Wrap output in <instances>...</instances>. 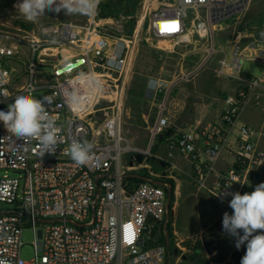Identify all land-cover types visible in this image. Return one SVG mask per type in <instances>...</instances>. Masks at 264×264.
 Here are the masks:
<instances>
[{
  "label": "built area",
  "instance_id": "1",
  "mask_svg": "<svg viewBox=\"0 0 264 264\" xmlns=\"http://www.w3.org/2000/svg\"><path fill=\"white\" fill-rule=\"evenodd\" d=\"M249 1L175 0L152 12L149 23L158 39L170 40L174 46H197V59L185 73L170 80L152 77L147 82L155 108L148 129L150 146L167 138L169 153L191 160L196 188L229 209L231 195L220 194H241L246 181L264 173V152L256 148V131L239 121L244 94L223 110L218 121L169 138L164 136L169 126L166 111L176 86L188 82L212 61L216 77L240 79L245 62L264 66V40L236 36L227 46H219L215 40V27L228 13L245 11ZM20 2L12 1V11L20 14L14 7ZM93 4L85 22L69 20L39 27L28 41L29 55L18 87L14 86L15 70L5 62L16 56L20 44L8 35L0 36V110L6 111L5 106L31 86L33 96L42 92L36 98L46 102L59 139L55 152L41 156L36 139H17L0 122V170L18 175L0 177V203L12 206L0 211V264H168L169 244L155 243L153 238L156 233L168 236L170 186L158 181L147 166L149 150L132 148L120 130L125 85L119 79L128 67L131 41L113 37L114 19L99 17L97 0ZM127 19L130 17L120 18ZM101 39L104 42L98 43ZM50 50L59 54L60 63L81 56L84 60L62 74H57L55 65L54 80L47 83L39 78L43 73L39 66L46 57H53V52H47ZM246 83L249 89L264 86V75ZM103 101L110 105L96 108ZM101 110L104 117L96 122ZM73 141L93 144L85 165H77L66 153ZM224 150L233 154L235 166L215 172ZM126 153L133 166L121 165ZM136 153L143 155L140 164L133 158ZM137 167L147 169L146 177L155 183H129V169ZM24 226L33 237L30 260L19 256ZM176 261L179 264V257Z\"/></svg>",
  "mask_w": 264,
  "mask_h": 264
},
{
  "label": "rangeland",
  "instance_id": "2",
  "mask_svg": "<svg viewBox=\"0 0 264 264\" xmlns=\"http://www.w3.org/2000/svg\"><path fill=\"white\" fill-rule=\"evenodd\" d=\"M12 1H0V36L8 35L11 41L20 44L16 56L8 58L5 62L6 66L15 70L14 86L18 87L23 79L22 66L29 55L28 41L37 34L39 27L69 20L85 22L88 13L65 14L61 10L59 13L46 12L35 21H27L21 14L12 11ZM163 1L174 3L175 0H97L99 17L114 19L116 27L111 32L113 37L122 36L123 39L131 41L127 47L128 67L126 73L124 74L123 71L119 79V82L125 85L121 105V134L132 148L139 151L149 150L150 156L147 157L146 164L151 168V172L157 176L158 181L169 184L171 191L176 190V197L172 196L171 207L173 209H170L169 224H173V232H168V236L172 238L168 264H178L173 253L174 248L177 256L187 259L179 264H240L246 252V245H242L238 250L235 247V238L222 228L223 214L228 212L231 215L233 210L220 204L205 191L198 190L188 170H184L187 161L176 152H170L171 156H169L170 150L163 144V140L155 142L152 146L149 143L148 129L154 118L155 108L147 92L148 80L152 77L168 80L176 78L181 72L185 73L189 70L197 59L196 45L174 46L172 41L158 39L150 31L151 13L159 10ZM141 14L143 15L142 22L138 31L135 32ZM228 15L229 17L224 22L215 27L214 35L217 44L230 42L236 36L249 40H264V0H250L245 11L239 14L230 12ZM122 17H130V19L123 21L120 20ZM47 52H53L54 55L51 58L46 57V61L39 66L43 72L39 78L48 83L54 80L52 73L55 65L57 66L56 71H59L61 69L59 66H62L63 62L60 63V56L55 55L56 51ZM208 66L213 67V62ZM205 74L208 78L198 76L188 83L179 84V90L173 91L175 94H173L172 110L178 109V103L180 105L186 102L188 106L192 105L199 96L200 98L217 99L213 108L218 109L217 106L227 100L229 95L232 94L236 102L240 93H243L245 100H248L249 95L254 91V88L249 89L247 83L241 79L214 78L209 72ZM262 74H264V66L254 62H245L240 72L243 78H259ZM184 90L189 93L183 95ZM41 93L37 91L34 96L37 97ZM13 100L5 107L8 108ZM108 105L110 104L103 101L96 108ZM239 116L259 131L258 148L264 150V109L248 104L242 108ZM103 117L102 110L97 111L95 121L101 122ZM130 156V153L122 156L121 165L123 167L130 163ZM147 172V169L139 167L129 169L130 176L133 175L141 180L148 175ZM5 174L18 176L11 171L0 170V177ZM261 177L264 179V176ZM138 183L132 182V185ZM247 185L254 191L255 188L252 185ZM10 209L12 206L0 203V211ZM32 239L30 228L24 226L21 234L22 246L19 250V256L23 260H30L33 257ZM205 241L217 242L211 255L204 250Z\"/></svg>",
  "mask_w": 264,
  "mask_h": 264
},
{
  "label": "clouds",
  "instance_id": "3",
  "mask_svg": "<svg viewBox=\"0 0 264 264\" xmlns=\"http://www.w3.org/2000/svg\"><path fill=\"white\" fill-rule=\"evenodd\" d=\"M93 6V0H22L14 7L27 21H35L46 12L85 13ZM32 91L29 86L14 98L6 111L0 110V122L17 139H36L43 156L45 152H55L59 143L58 129L46 110V102L33 96ZM92 149L91 142L73 141L65 151L72 161L82 166L88 162ZM220 195L232 197L229 207L233 211L231 215L228 212L223 214V230L235 238L238 250L246 245L240 264H264V182L256 185L250 193L222 192Z\"/></svg>",
  "mask_w": 264,
  "mask_h": 264
},
{
  "label": "crops",
  "instance_id": "4",
  "mask_svg": "<svg viewBox=\"0 0 264 264\" xmlns=\"http://www.w3.org/2000/svg\"><path fill=\"white\" fill-rule=\"evenodd\" d=\"M165 1L161 2V8L160 9H163L165 7V5H168V4H173V3H170V2H167V3H164ZM175 2V1H174ZM217 43V42H216ZM220 43V42H219ZM230 42H225V43H222V44H218L219 46H227ZM213 62V61H212ZM212 62H210L209 64H211ZM209 64H207V66H205L204 68H202L193 78H191L188 82L192 81L194 78L198 77L201 78V77H205V78H208L207 77V74L205 73H211L212 76L214 78H222V77H230V76H221V77H216L214 74H213V67H214V62H213V67L212 66H208ZM264 75V74H262ZM198 78V79H199ZM233 78V77H231ZM252 78V77H251ZM251 78H243L240 76V79L242 81H247ZM260 78V77H259ZM238 79V78H237ZM188 82H181L180 84L182 83H188ZM179 85L176 86V88L173 90H179ZM185 94H188L189 92L188 91H183V95ZM175 94L174 92H172L171 94V97L169 99V104H168V107H167V111H166V115L167 117L169 118V126H168V130L170 132V135L169 136H172V135H176L178 133H181V132H187L189 130H192L193 128L197 127V126H204L208 123H211V122H215V121H218L221 117V114L223 112V110L227 107V106H230L232 105L235 101H234V98H233V95H229L228 99L225 100L222 104L218 105V109H214V105H216V101L217 99H214V98H211V99H206V98H200L201 96H199V98H197L196 100L193 101L192 105L188 106L186 104V102H182L178 103L177 106L178 109L176 110H172V102L174 100V95ZM252 105L253 107H261V109H264V86H261V87H256L254 88V91L249 95L248 97V100H245V103L243 104L242 108L245 106V105ZM213 108V109H212ZM241 108V110H242ZM172 110V111H171ZM241 110H240V113H241ZM239 113V115H240ZM204 116L206 118H204ZM239 121L242 123V124H245L249 127H251L253 130L256 131V138H255V144H256V148L262 152H264V150H261L258 148V142H259V131L252 127V124H250L247 120H243V119H240V116H239ZM169 138V137H168ZM160 140H163V144L166 146V141H167V138H160L158 141ZM157 141V142H158ZM177 154V153H176ZM179 155V154H178ZM180 157L184 158L187 163L185 162V167L186 169L184 170H188V173L191 177V167H192V163H191V160L186 157V156H182V155H179ZM235 166V158L233 156V154L230 152V151H227V150H224L219 158V160L217 161V163L215 164V172H223V171H227L231 168H233ZM261 176H264V173H262L261 175L255 177L254 180H249V181H246L244 184H243V190L241 192L244 193V192H247V191H252V189L248 188L247 184H250L253 186V188H255L256 185H258L259 183L261 182H264L262 180V177ZM212 177L211 176L209 178V182L212 180ZM173 195L174 197H176V190L173 191ZM171 209H173L171 207ZM171 218V216H170ZM172 222H173V218H172ZM172 227H173V224H169V221H168V232H173L172 231ZM153 241L156 243V242H164L166 244V241L167 243L169 244V247H170V242H172V238L167 236V239L164 235H161L159 233H156L154 238H153ZM175 251V248L173 250V253ZM176 256V259L177 257H180V256H177L176 254H174ZM169 256V251H168V255ZM168 258V257H167ZM186 261V260H183V262Z\"/></svg>",
  "mask_w": 264,
  "mask_h": 264
},
{
  "label": "water",
  "instance_id": "5",
  "mask_svg": "<svg viewBox=\"0 0 264 264\" xmlns=\"http://www.w3.org/2000/svg\"><path fill=\"white\" fill-rule=\"evenodd\" d=\"M134 160H135V163L136 164H140L143 160V155L141 153H136L134 156H133ZM130 166H133V161H132V157H130V163H129ZM133 176V175H131ZM135 176V175H134ZM143 181H149V182H153L155 183V181H152L150 180L149 178L147 177H143L142 178ZM167 194H168V197H170L171 195V189H168L167 190ZM167 239V238H166ZM217 242L216 241H205L203 243V247H204V250L205 252L208 254V255H211L214 250H215V246H216ZM166 246L168 247V243L166 241ZM174 254H177L176 250L174 251ZM183 260H187L185 259V257L183 256H180L179 257V263L183 262Z\"/></svg>",
  "mask_w": 264,
  "mask_h": 264
},
{
  "label": "bare ground",
  "instance_id": "6",
  "mask_svg": "<svg viewBox=\"0 0 264 264\" xmlns=\"http://www.w3.org/2000/svg\"><path fill=\"white\" fill-rule=\"evenodd\" d=\"M142 16L143 15L141 14L140 17H139V21H138V24L136 26L135 32L138 31L139 25L142 22ZM103 42H104L103 39L98 41V43H103ZM85 54H89V52H86ZM93 54L94 53L91 52L90 56L93 55ZM83 60H84V56H81L79 58H75V59H72V60H66L65 62H67V63L64 64L65 62H63L62 66H59V67H61V69L59 71H56V72H57V74H62L64 72H66V71H69L71 68L76 67L79 64H81L83 62Z\"/></svg>",
  "mask_w": 264,
  "mask_h": 264
},
{
  "label": "trees",
  "instance_id": "7",
  "mask_svg": "<svg viewBox=\"0 0 264 264\" xmlns=\"http://www.w3.org/2000/svg\"><path fill=\"white\" fill-rule=\"evenodd\" d=\"M169 135H170V132L167 131V133H165L164 136L168 137ZM127 181L132 184V182H139L140 183L143 180H141L140 178L133 177V176H128L127 177ZM172 196H173V190L171 191V195H170V203H169V208L170 209H171V205H172Z\"/></svg>",
  "mask_w": 264,
  "mask_h": 264
}]
</instances>
